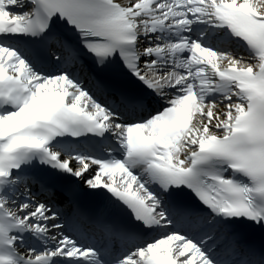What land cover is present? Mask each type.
Segmentation results:
<instances>
[{"label": "snow or ice", "instance_id": "obj_1", "mask_svg": "<svg viewBox=\"0 0 264 264\" xmlns=\"http://www.w3.org/2000/svg\"><path fill=\"white\" fill-rule=\"evenodd\" d=\"M0 264H264V0H0Z\"/></svg>", "mask_w": 264, "mask_h": 264}]
</instances>
